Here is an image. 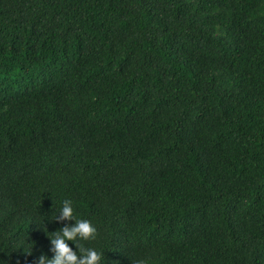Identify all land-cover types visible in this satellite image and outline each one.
I'll return each instance as SVG.
<instances>
[{
	"label": "trees",
	"instance_id": "1",
	"mask_svg": "<svg viewBox=\"0 0 264 264\" xmlns=\"http://www.w3.org/2000/svg\"><path fill=\"white\" fill-rule=\"evenodd\" d=\"M64 199L103 264H264V0H0L2 264Z\"/></svg>",
	"mask_w": 264,
	"mask_h": 264
},
{
	"label": "clouds",
	"instance_id": "2",
	"mask_svg": "<svg viewBox=\"0 0 264 264\" xmlns=\"http://www.w3.org/2000/svg\"><path fill=\"white\" fill-rule=\"evenodd\" d=\"M57 213L52 215L53 220L61 222L74 220L75 223L67 224L55 232H48L44 223L46 218L42 223L38 222L50 237V250L53 255L49 258L47 254H42L34 264H103L105 253L89 246L98 237V227L91 220L78 217L71 199H64ZM69 242H72L77 250H74ZM31 251L32 248L27 251L29 255ZM138 264H144V262L140 261Z\"/></svg>",
	"mask_w": 264,
	"mask_h": 264
}]
</instances>
